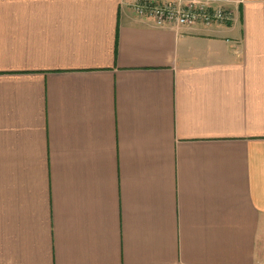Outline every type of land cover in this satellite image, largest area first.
I'll return each instance as SVG.
<instances>
[{
    "label": "crops",
    "instance_id": "0c3cea01",
    "mask_svg": "<svg viewBox=\"0 0 264 264\" xmlns=\"http://www.w3.org/2000/svg\"><path fill=\"white\" fill-rule=\"evenodd\" d=\"M135 1L0 0V264H264V0Z\"/></svg>",
    "mask_w": 264,
    "mask_h": 264
},
{
    "label": "built area",
    "instance_id": "2783aa9c",
    "mask_svg": "<svg viewBox=\"0 0 264 264\" xmlns=\"http://www.w3.org/2000/svg\"><path fill=\"white\" fill-rule=\"evenodd\" d=\"M229 0H137L132 8L140 18H150L158 26H192L230 23L234 11Z\"/></svg>",
    "mask_w": 264,
    "mask_h": 264
}]
</instances>
